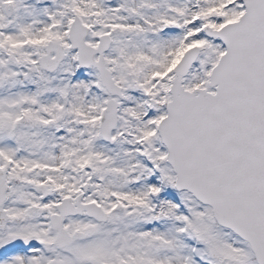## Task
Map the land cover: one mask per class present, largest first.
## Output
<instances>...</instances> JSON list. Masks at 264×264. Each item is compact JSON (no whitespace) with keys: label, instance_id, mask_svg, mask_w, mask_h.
<instances>
[{"label":"snow or ice","instance_id":"obj_1","mask_svg":"<svg viewBox=\"0 0 264 264\" xmlns=\"http://www.w3.org/2000/svg\"><path fill=\"white\" fill-rule=\"evenodd\" d=\"M0 264H264V0H0Z\"/></svg>","mask_w":264,"mask_h":264}]
</instances>
